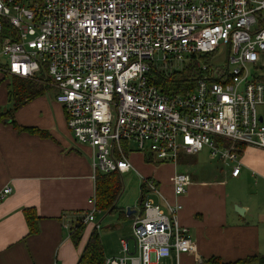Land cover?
<instances>
[{
  "label": "built area",
  "instance_id": "1",
  "mask_svg": "<svg viewBox=\"0 0 264 264\" xmlns=\"http://www.w3.org/2000/svg\"><path fill=\"white\" fill-rule=\"evenodd\" d=\"M3 21L15 33L0 40V73L54 91L74 142L93 151L94 180L130 171L132 149L172 163L208 149L233 177L242 148L264 151V0H0V35ZM185 67L199 74L189 95H165L151 81L153 71ZM189 185L174 175L176 197ZM143 189L158 194L152 179ZM10 194L5 186L0 199ZM89 203L83 226L94 221L95 196ZM182 209L145 197L131 220L133 251L120 239L122 256L103 264L171 255L179 264L195 253Z\"/></svg>",
  "mask_w": 264,
  "mask_h": 264
},
{
  "label": "crops",
  "instance_id": "2",
  "mask_svg": "<svg viewBox=\"0 0 264 264\" xmlns=\"http://www.w3.org/2000/svg\"><path fill=\"white\" fill-rule=\"evenodd\" d=\"M10 81L0 73V115L11 107ZM54 94L46 90L13 113L14 123L23 130H17L9 119L0 120V192L5 186L11 188V194L0 199V264H78L89 236L98 231L96 215L103 212L96 210L93 223L84 226L78 243L70 237L69 228L92 209L93 151L74 142L63 107ZM198 155L188 156L194 158L187 162H181V157L175 163L157 162L132 149L127 158L133 167L120 175L139 171L143 200L155 197L157 202L152 201L164 210L176 202L183 205L178 220L189 229L196 252L181 255L179 264H204L213 258L222 264L248 259L253 260L251 264H260L264 257V151L242 148L238 177H233L223 164L222 168L221 162L209 168L211 178L199 176L208 168L197 169ZM179 173L189 176L190 185L187 194L178 198L172 180ZM148 178L157 190L161 189L158 194L143 189V180ZM236 207L244 214H239ZM25 209L37 217L34 233L29 232ZM117 211L111 214L112 218L118 217V224L111 219V246L105 234L100 236L98 231L104 261L122 256L120 239L124 238L118 230L125 228V222L130 226L141 208L138 213L130 210L128 214L120 208ZM133 249L134 242L130 251ZM176 263L171 255L162 264Z\"/></svg>",
  "mask_w": 264,
  "mask_h": 264
},
{
  "label": "trees",
  "instance_id": "3",
  "mask_svg": "<svg viewBox=\"0 0 264 264\" xmlns=\"http://www.w3.org/2000/svg\"><path fill=\"white\" fill-rule=\"evenodd\" d=\"M15 31L10 27L8 22L3 21L2 33L0 40L7 35L14 36ZM5 76V75H4ZM9 84V101L11 107L5 113L0 115V120L9 119L10 123L17 129L23 130L17 126L13 121V113L21 108L24 104L32 99L42 95L46 88L43 84L33 81L20 79L18 77L11 76ZM199 74L193 67H185L180 71L174 72L172 75H164L157 71L151 73L152 83L165 95L186 96L191 94L198 83ZM32 132V130H29ZM180 157H185L180 155ZM150 159V158H147ZM181 161V160H180ZM122 191V182L119 173L103 174L96 172L95 175V209L97 211L111 215L114 212H118L116 207L117 199ZM143 196L140 197V204L142 205ZM24 216L29 228L30 233L36 231V215L32 210L25 209ZM79 219L73 227L70 228V237L74 244H77L81 239L84 226L79 223ZM253 260H242L233 264H251ZM103 248L101 245L99 233L94 230L88 238V241L84 247V250L80 256L78 264H103ZM260 264H264V257L260 259ZM204 264H222L218 258L210 259Z\"/></svg>",
  "mask_w": 264,
  "mask_h": 264
},
{
  "label": "rangeland",
  "instance_id": "4",
  "mask_svg": "<svg viewBox=\"0 0 264 264\" xmlns=\"http://www.w3.org/2000/svg\"><path fill=\"white\" fill-rule=\"evenodd\" d=\"M221 60H222V58H220L218 61H221ZM45 88H46V90H49V87L45 86ZM132 148H133V146H132ZM190 158H194V157H188V156L182 157L181 162H182V160L187 162ZM218 163H219V161L217 159L211 158L210 151L208 149H205L202 153H200L197 156V169L202 168V167L208 168V169H203V171H201L199 173V176L211 178L212 177L210 175L211 169H209V168L219 165ZM180 165H182V164H180ZM221 167L223 168L222 163H221ZM138 173H139V171L136 170L135 172L132 171L129 174L120 175V179L122 182V191H121V194L119 195V197L117 199L116 207L120 208L125 213L128 209L131 211H136L138 213L140 211V208H141L140 186L142 184V180L137 176ZM162 185H163V183L161 182V185H159V186L161 187ZM160 190H158V191H160ZM161 194H164V193L162 192ZM164 196H165V194H164ZM151 199L154 202H157V200H158L155 197H151ZM111 219H115V218L114 217L112 218L111 215L106 214V213H99L96 215L97 221H95L96 223H94V224L99 223L98 231L100 233V236L105 234V239H107L109 241L110 246H111ZM112 221H114V224H116V223L118 224V217H116V219L112 220ZM123 224H124L123 226L125 228L118 230V232H120V235H122L124 239H129V247L132 250L133 240L131 239V236H132L131 235V229H130L131 224H130V226H129V223H127V222H125Z\"/></svg>",
  "mask_w": 264,
  "mask_h": 264
},
{
  "label": "water",
  "instance_id": "5",
  "mask_svg": "<svg viewBox=\"0 0 264 264\" xmlns=\"http://www.w3.org/2000/svg\"><path fill=\"white\" fill-rule=\"evenodd\" d=\"M236 211H237L239 214H241V215L244 214V210H243V209H240V208H238V207H236ZM129 212H130V210H127V213H128V214H129Z\"/></svg>",
  "mask_w": 264,
  "mask_h": 264
}]
</instances>
